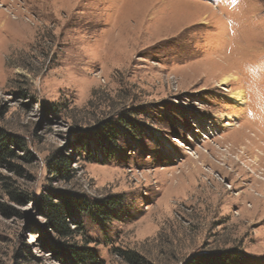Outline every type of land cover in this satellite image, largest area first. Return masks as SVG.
I'll list each match as a JSON object with an SVG mask.
<instances>
[{"label":"rangeland","instance_id":"1","mask_svg":"<svg viewBox=\"0 0 264 264\" xmlns=\"http://www.w3.org/2000/svg\"><path fill=\"white\" fill-rule=\"evenodd\" d=\"M0 133V264H264V0H0Z\"/></svg>","mask_w":264,"mask_h":264},{"label":"trees","instance_id":"2","mask_svg":"<svg viewBox=\"0 0 264 264\" xmlns=\"http://www.w3.org/2000/svg\"><path fill=\"white\" fill-rule=\"evenodd\" d=\"M127 124H125V126H127ZM103 133L105 135L107 133L108 135L110 131L104 128ZM103 133H100L103 139L97 136V140H95L97 141V143H93V141L89 139L87 140V145L89 143V146L94 149H98L100 145L104 146L105 148L108 147V138H106ZM6 141V138H4L3 134L0 133V155L4 157H11L14 155V152L13 150L9 149ZM49 164L51 168L61 176L65 177L68 175L69 165L66 157H53L49 161ZM58 199L59 202L57 203L48 201L44 209L48 217V224L59 233L66 236L70 231L67 227V224L65 223V217L71 214V212L76 208L82 210L88 209V204L84 199H81L80 197L72 194L59 195ZM115 204V199L109 201L105 199L102 200L95 209L98 213H100V215H102L103 213H107V209H111V207H113V205ZM61 248L64 254H66L75 263L88 262L90 264H99V262L96 261L95 252L90 248L66 243H62ZM122 254L129 261H137V256L134 252L122 251ZM246 262L247 256L243 254L239 249L228 248L218 251L194 254L185 259L182 264H245Z\"/></svg>","mask_w":264,"mask_h":264},{"label":"bare ground","instance_id":"3","mask_svg":"<svg viewBox=\"0 0 264 264\" xmlns=\"http://www.w3.org/2000/svg\"><path fill=\"white\" fill-rule=\"evenodd\" d=\"M192 3V2H191ZM243 98H244V93H243V90L242 91H236L234 94H233V100L234 102L236 103H241L243 101ZM227 125H229L227 123Z\"/></svg>","mask_w":264,"mask_h":264}]
</instances>
